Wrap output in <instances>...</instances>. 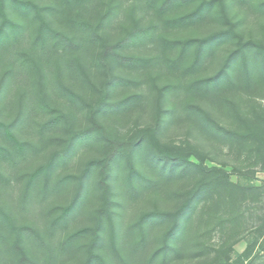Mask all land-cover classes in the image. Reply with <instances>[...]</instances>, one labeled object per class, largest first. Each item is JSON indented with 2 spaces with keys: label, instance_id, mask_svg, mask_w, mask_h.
<instances>
[{
  "label": "trees",
  "instance_id": "1",
  "mask_svg": "<svg viewBox=\"0 0 264 264\" xmlns=\"http://www.w3.org/2000/svg\"><path fill=\"white\" fill-rule=\"evenodd\" d=\"M230 9L264 18V0H0V103L16 105L14 119L0 116V195L11 184L7 171L19 177L30 170L18 212L43 210L41 226H18L0 205V264H61L86 235L92 241L83 264H107L94 252L100 222L55 241L95 174L102 191L95 213L108 219L115 241L110 173L123 164L124 207L151 195L176 205L142 212L126 228L125 258L117 254L109 264L201 260L215 251L205 238L228 237L247 202L264 197V184L238 186L223 168L191 161L196 146L161 136L183 120L248 169L264 165V39L246 37ZM213 22L221 28L196 35ZM153 106L152 121L142 123ZM93 148L103 155L79 176L58 174ZM72 179L75 199L49 220V204Z\"/></svg>",
  "mask_w": 264,
  "mask_h": 264
},
{
  "label": "rangeland",
  "instance_id": "2",
  "mask_svg": "<svg viewBox=\"0 0 264 264\" xmlns=\"http://www.w3.org/2000/svg\"><path fill=\"white\" fill-rule=\"evenodd\" d=\"M38 4L43 5L48 0H33ZM10 11V10H9ZM231 16L235 21L240 22V30H242L246 37L252 36L256 39H264V18L251 14L245 16L243 13L230 9ZM221 28L217 23L208 24L205 29H201L196 35L204 36L216 28ZM229 47H226V50ZM225 51L222 50L219 58L215 60L213 65L209 68V73L213 74L219 68L222 56ZM1 80V75H0ZM16 102V101H15ZM5 106V107H4ZM1 118L10 121L16 115V105L12 106L0 103ZM154 106L149 108L147 115L141 120L142 123H150L153 118ZM134 122H130L127 127H130ZM119 125L120 132L124 134V125ZM162 140L174 146L186 147L190 143L197 147V153L190 156V160L195 163L202 162L206 167H220L228 172L232 183L241 186H262L264 184V165L248 169L245 164L239 162L234 154L228 152L226 148L219 147L213 143H209L200 137L189 125V123L179 120L175 123L168 125L162 133ZM3 139V133L0 132V140ZM103 153L98 148L90 150H81L73 158V160L61 169L59 175H72L73 177L79 176L83 170L84 164L91 158H100ZM30 169V168H29ZM30 170H27L29 172ZM22 173L21 176L12 175V172L7 171L11 184L7 186L3 195H0V205L10 212L17 225H32L41 226V213L43 210L36 207L29 212L19 213L17 208V200L20 192L26 182L23 177L27 173ZM11 174V175H10ZM126 169L124 164L116 174L113 171L110 173V186H111V205L110 212L113 219L115 241L112 240L111 228L108 219L105 215L101 218L97 217L96 210L99 209L102 199V191L98 185L99 176L95 174L85 181L83 186V193L80 200L79 213L72 216L68 220V224L64 226L57 234L56 241L63 239L67 234L77 231L82 228L95 227L100 222V236L99 242L95 245L94 252L101 255L107 264L115 262V256L125 258V238L124 234L126 228L133 224L142 212L151 210L155 207L172 210L176 201L162 200V197L151 195L148 197L138 198L131 201L124 207V178ZM79 184L76 179H72L66 186L63 193L55 198L48 207V219L56 217L61 207L67 206L75 199ZM164 198V197H163ZM82 202V203H81ZM46 209V206L44 207ZM243 216L236 217V223L233 229L227 232L228 237L224 241L220 240V236L216 233L210 239L204 240L208 245L213 246L214 252L204 259L185 258L184 260L177 261L170 264H263L264 263V197L259 202H247L246 207L243 208ZM168 226L156 229L153 235L152 247L149 248V253L155 251L161 244V237ZM13 239V237H12ZM228 239V240H227ZM227 240V241H226ZM92 241L90 235L75 242L73 249L66 257L62 258L61 264H83L87 256V248ZM146 254H140L138 257L144 260ZM139 261V260H138Z\"/></svg>",
  "mask_w": 264,
  "mask_h": 264
}]
</instances>
